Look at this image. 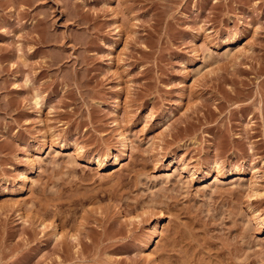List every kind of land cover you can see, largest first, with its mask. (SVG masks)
<instances>
[{
	"label": "rangeland",
	"instance_id": "1",
	"mask_svg": "<svg viewBox=\"0 0 264 264\" xmlns=\"http://www.w3.org/2000/svg\"><path fill=\"white\" fill-rule=\"evenodd\" d=\"M0 264H264V0H0Z\"/></svg>",
	"mask_w": 264,
	"mask_h": 264
},
{
	"label": "bare ground",
	"instance_id": "2",
	"mask_svg": "<svg viewBox=\"0 0 264 264\" xmlns=\"http://www.w3.org/2000/svg\"><path fill=\"white\" fill-rule=\"evenodd\" d=\"M37 24V23H36ZM40 36V35H39ZM32 37H34V36H32ZM35 38V37H34ZM51 39V38H50ZM35 40V39H34ZM47 40V39H46ZM49 42V41H48ZM35 97H36V95H35ZM41 97V96H40ZM36 100H38V96L36 97ZM160 223V222H159ZM158 226V223L156 224V226H155V228ZM157 229V228H156Z\"/></svg>",
	"mask_w": 264,
	"mask_h": 264
}]
</instances>
